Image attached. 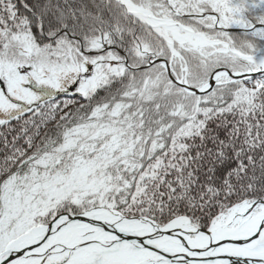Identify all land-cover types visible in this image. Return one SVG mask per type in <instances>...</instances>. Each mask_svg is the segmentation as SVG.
I'll return each instance as SVG.
<instances>
[{"label": "snow or ice", "instance_id": "6c2138e0", "mask_svg": "<svg viewBox=\"0 0 264 264\" xmlns=\"http://www.w3.org/2000/svg\"><path fill=\"white\" fill-rule=\"evenodd\" d=\"M0 264H264V0H0Z\"/></svg>", "mask_w": 264, "mask_h": 264}]
</instances>
